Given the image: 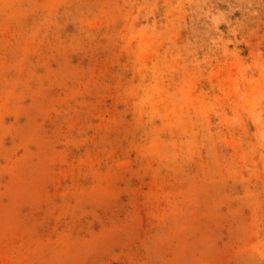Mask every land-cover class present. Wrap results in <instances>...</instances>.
<instances>
[{"label":"rangeland","instance_id":"rangeland-1","mask_svg":"<svg viewBox=\"0 0 264 264\" xmlns=\"http://www.w3.org/2000/svg\"><path fill=\"white\" fill-rule=\"evenodd\" d=\"M0 264H264V0H0Z\"/></svg>","mask_w":264,"mask_h":264}]
</instances>
